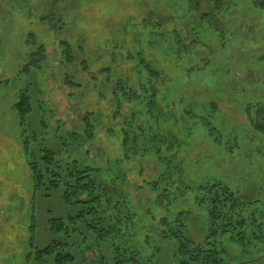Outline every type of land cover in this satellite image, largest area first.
<instances>
[{
  "label": "rangeland",
  "instance_id": "374dc122",
  "mask_svg": "<svg viewBox=\"0 0 264 264\" xmlns=\"http://www.w3.org/2000/svg\"><path fill=\"white\" fill-rule=\"evenodd\" d=\"M256 1L223 0L234 7L227 17H221L211 0H0V264H26L29 251L27 227L34 223L30 218L33 195L26 160L21 150L13 147L18 140V126L11 109L26 84L16 75L41 46L51 55L38 78L45 93L41 101L51 109L53 123L61 119L70 129H80L78 118L82 113L98 114L95 123L99 138L93 150L87 147L74 156L93 165L94 157L102 159L99 164L108 168L103 173V185L115 196L112 203L123 200L119 219L126 218L131 224L134 218L130 229L136 235L128 231L127 240L135 239V244L124 237L132 249L120 254L118 247L104 243L103 253L110 256L107 264H176L170 245L150 247L146 235L157 231V219L167 209L174 213L184 209L190 212V234L203 242L208 236L207 211L193 198L203 186L219 181L248 204L244 216L254 213L258 220L255 224L248 222L244 240L248 246L240 242V237L233 241L231 232L216 236L225 251L222 258L226 264H264V131L255 129L259 117L247 111L249 105L252 112L264 104V9L257 7ZM205 15L209 16L203 19ZM61 41L76 49L83 46L86 56L81 57L87 61L89 73H84L81 65L61 62ZM178 41L188 48L182 56L177 51ZM111 44L140 51L135 56L131 54L136 68L142 58L154 71H161L162 79L155 87L159 92L166 87V96L162 93L164 99L157 101L158 108L160 112L167 105L174 108L164 130L186 142L165 150L164 163L170 173L177 166L183 168L175 181L179 180L178 185L190 196L186 190L167 195L163 201L158 199L157 194L170 187L172 179L166 177L168 173L164 176L166 166L155 151L124 161L120 119L111 121L109 110L112 87L106 82L108 76L100 71L108 66L114 71L116 56L120 71H126L128 64H122L125 59L120 52L107 59L106 47ZM196 65L200 74L195 75L192 68ZM130 68L129 65L127 71ZM142 69L143 66L138 70ZM163 71L174 80L171 88L165 85L168 76ZM131 73L136 77L134 70ZM93 75L99 78L98 88L106 94L107 101L98 98ZM111 76L115 82V72ZM69 78L84 90L80 99H68L70 93L81 91L66 86ZM36 89L35 84L33 93ZM189 109L193 111L192 118L185 117ZM130 112L129 108L125 111L126 119ZM39 122L37 112L32 125L38 131ZM155 127L154 124L153 130ZM123 176L130 182L121 187ZM155 181L159 183L158 193L151 190ZM36 203L35 224L38 246L42 247L52 239L49 220L74 211L58 196L49 200L40 197ZM81 231V237L76 238L80 250H86L84 255L81 253V262L91 264V258L96 260L99 255L97 240L88 229L82 227Z\"/></svg>",
  "mask_w": 264,
  "mask_h": 264
},
{
  "label": "trees",
  "instance_id": "16d2710c",
  "mask_svg": "<svg viewBox=\"0 0 264 264\" xmlns=\"http://www.w3.org/2000/svg\"><path fill=\"white\" fill-rule=\"evenodd\" d=\"M211 1L216 4V10L221 17H227L226 14L234 7L233 3L225 5L223 0ZM255 5L260 7L261 10L264 9V0H257ZM208 16L205 15L203 19ZM209 22L212 25L213 20ZM61 25H63L62 21ZM211 27L214 28L213 26ZM178 45L180 46L177 49L178 54L182 56L185 53L184 50L188 51V48L181 45L179 41ZM59 48L63 64L67 66L81 65L84 73L90 72L87 61L81 57L86 56L83 46H79L76 49L67 41H61ZM106 50L108 53L107 59L114 57V55L119 54L117 52H120L125 59L122 64H125V62L128 64L126 65V71H120L118 67L120 64L116 56L114 63H116L117 67L114 71L111 66L103 67L100 71V73L102 72L108 76L106 82L112 87L110 95L112 107L111 109L109 107V110L112 111L111 121L114 122L120 119L119 126L122 134L121 145L124 149V161L131 162L133 156L142 157L155 151L156 157L166 166L164 176L168 173L166 177L172 179V183L170 187L159 194V183L155 181L151 186V190L158 193L157 197L161 201L167 195L172 196L174 192H186L187 189L178 185L179 180L175 181L183 168L177 166L170 173L168 166L164 163V160L167 159L163 156L165 150L178 148L177 145L185 144L186 142L182 137L175 136L164 130L166 128L165 124L169 121L167 120L169 113L173 112L174 108L167 105L161 112L158 108L157 101L163 100V95L166 96V87L162 86L164 89H160V92L155 87L156 82L162 79L161 71H154L151 64H146L147 60L142 58L143 62L137 65L138 68H136L131 62V54L135 56L137 53L140 54V51L133 47L128 50L125 45L113 46L111 44L110 46L107 45ZM90 51H92L91 48ZM50 60L51 55H48L43 46L30 55L22 70L16 75V79L25 80L26 84L23 85V89L19 90L16 102L11 109L16 115V124L18 126L16 134L18 140L16 139L13 147L15 146L19 151L21 150L24 160H26L25 165L30 172L29 183L33 195L30 211L32 215L30 218L34 223L30 225V228L27 227V249L29 251L25 263L82 264L81 253L84 255L86 250H80L76 238L81 237V228L84 227L97 240L99 255L96 260L91 258V264H107L110 256L103 253L102 247L104 243L110 242L113 248L118 247L120 254H122L123 250L130 252L132 248L128 247V243L135 244V239L127 240V236L130 234L128 231L132 232L133 230L130 228L133 227L134 218H131V224L127 223L126 218L119 219L121 218L120 209L123 205V200L119 197L121 201L116 198L117 202L112 203L115 200V196L103 185V173L108 168H104L99 164L102 159L94 157L96 163L92 161L93 165L86 163L85 159L75 158L74 156L76 152H83L84 148L87 147L93 150L99 138L95 123L98 114L92 111L82 113V116L78 118L80 123L78 128L80 129H70L65 121L61 119L56 124L53 123L51 109L41 101L40 96L45 93L41 90L40 79L38 78L44 73L46 63H49ZM200 64L203 65V63ZM129 65L132 68L127 71ZM141 66L144 69L140 71L138 69ZM198 67L196 65L192 68L195 71L193 74L196 75L200 72ZM131 70H134L136 77L131 73ZM113 72L117 76L115 82H113L111 76ZM165 75L168 76L166 77L165 85L171 88L174 80L169 78V74L165 73ZM92 79L98 98L105 101L107 99L106 94L104 95L98 88L97 81L99 78L93 75ZM33 82L37 88L35 93L32 91L34 88ZM66 86L81 90L77 91L76 94L70 93L68 99H80L85 95L84 90L70 78L66 80ZM162 93L164 94L162 95ZM35 96H37L36 99H34ZM258 104L260 103L257 102ZM260 105L259 110L255 109V105L253 107L255 110L252 112V105L247 108L249 115L255 113L259 117V122L254 123L255 129L259 130V132L264 131V117L262 115L264 104ZM128 108L131 109V112L129 118L126 119L124 113ZM37 112L40 114V131L34 129V125H32V119ZM192 113V109L186 110L185 117L192 118ZM163 118H166V120H162ZM153 123L156 125L155 130H153ZM71 149L72 152L70 151ZM121 182L123 183L121 187H123L129 184L130 179L123 176ZM116 195L119 196L120 191L116 192ZM195 195L193 198L195 202L199 206H203L204 210L207 211L205 218L208 222V236L204 241L198 242L190 234L189 211L182 209L178 213H174L173 210L167 209V213L157 219V231L146 235V244L153 248H157V244L162 246L170 245L176 264H226V261L222 258V254L225 253L223 244L219 243L216 236L231 232L233 241L236 242V238L240 237V242L244 246H248V243L244 242L248 234L246 232V228L249 225L248 222L255 224L258 220L254 217V213L250 214L249 217L244 216L248 204L230 186L222 184L221 181L213 182L212 184L208 183L198 190ZM55 196H58L61 202L71 207L74 212L70 215L52 217L49 220L48 233H50L52 239H50L51 241L48 244L40 247L38 246L37 237L38 227L35 224L38 221L36 216L38 206L36 202L40 197L43 200H49L55 198ZM124 202L127 205L129 204L128 200ZM146 210H148V207ZM122 224L124 227L121 226ZM134 234L136 235L135 232ZM124 237L128 243L125 242ZM132 237L134 238V236ZM112 238L115 239L117 244H115V241V243L112 242Z\"/></svg>",
  "mask_w": 264,
  "mask_h": 264
}]
</instances>
